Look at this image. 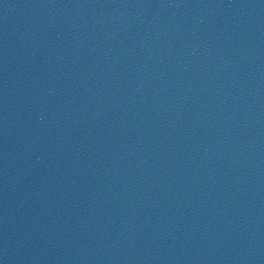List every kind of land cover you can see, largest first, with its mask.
Returning a JSON list of instances; mask_svg holds the SVG:
<instances>
[{"label": "water", "instance_id": "1", "mask_svg": "<svg viewBox=\"0 0 264 264\" xmlns=\"http://www.w3.org/2000/svg\"><path fill=\"white\" fill-rule=\"evenodd\" d=\"M0 264H264V0H0Z\"/></svg>", "mask_w": 264, "mask_h": 264}]
</instances>
